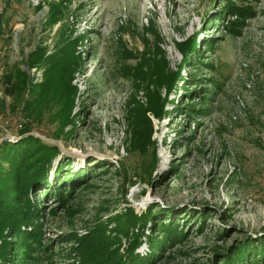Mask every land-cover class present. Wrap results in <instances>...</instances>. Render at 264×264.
<instances>
[{"label":"rangeland","instance_id":"obj_1","mask_svg":"<svg viewBox=\"0 0 264 264\" xmlns=\"http://www.w3.org/2000/svg\"><path fill=\"white\" fill-rule=\"evenodd\" d=\"M53 1L59 2L0 0V144L18 140L20 125L27 121L30 134L59 149L49 175L63 165V173L85 176L64 181L65 193L71 189L65 206L51 194L44 198L43 189L36 192L46 214L43 245L54 251L53 262L43 264H72L73 238L96 223L106 227L109 243L123 251L127 239L115 237L110 227L116 219L122 222L117 217L125 208L141 214L150 207L155 213L154 228L145 229L136 252L151 254L148 234L162 245L154 262L142 264H213L246 241L264 247V0H70L64 17L51 27ZM228 2L252 11L242 21L228 23L230 31L225 25L229 13L220 12ZM215 16L223 17L219 24L211 22ZM70 27L72 34H65ZM81 34L84 39L74 45L81 60L72 80L77 89L71 122L56 119L60 105L53 102L28 120L23 102L46 73L45 65L30 66V54L43 49L49 55L63 43V35L73 39ZM192 37L199 42L198 52L177 47L176 41ZM155 42L159 49H153ZM148 48L155 58L168 60L170 71L181 63L184 76L170 92L160 89L161 99L168 97L166 113H147L156 141L154 181H148L144 166L152 148L141 155L127 146L132 96L137 92L146 104L143 83L133 71ZM17 69L26 73L28 85L13 97L6 94L3 75H16ZM186 78L190 80L183 82ZM194 86L198 89L191 103L207 106V113L190 112L182 103V109L174 107ZM205 90V100L196 98ZM249 244L246 254L251 257ZM245 264L252 262L245 259Z\"/></svg>","mask_w":264,"mask_h":264},{"label":"trees","instance_id":"obj_2","mask_svg":"<svg viewBox=\"0 0 264 264\" xmlns=\"http://www.w3.org/2000/svg\"><path fill=\"white\" fill-rule=\"evenodd\" d=\"M69 2L70 0H59L58 3L54 1L50 3L49 25L51 27L64 17ZM38 8H41L40 3H38ZM221 11L229 13V18L225 24L229 31L230 26L228 23L232 26L252 14L249 7H240L232 2H228ZM220 12L218 15L221 14ZM230 16L232 17L230 18ZM222 18L215 16L211 22L217 21L219 24ZM152 27L153 23L151 22ZM66 31L65 34L71 35L73 27H70L69 33ZM153 33L158 41L161 40L156 30H153ZM64 35L63 43L59 44L53 53L44 56V50L38 49L29 56L30 66L45 65L46 73H44V80L33 86L29 98L23 102L22 110L28 120H34L36 116H39V109L46 102H53L55 105L59 103L60 107L57 108L58 111L55 116L62 123L71 122L73 118L71 112L77 88L72 84V80L79 70V60H81V54L75 52L74 45L76 41L84 39V34L73 39L69 35L64 38ZM153 44L154 50L159 49L156 42ZM156 44L157 46H155ZM176 45L180 49H186L189 53H194V51L198 52L196 46L199 45V42L195 37H192L176 41ZM205 46L210 47L211 42H208ZM149 50L148 48L142 56L141 62L133 71V74H136L143 83L142 88L145 89L146 104L140 102L137 92L132 96L134 104L130 107V113L127 115V146L128 150L138 152L141 155H146L149 149L152 148V158L149 164H144V166L148 171V181H154L151 175L156 168V141L151 138L152 127L147 113L152 112L158 117L164 115L166 113L164 104L168 101V97L164 96L161 99L160 89L164 86L167 92H170L176 81L183 79L184 76L180 72L181 63L178 64L176 71H170L168 60H165L164 57L155 58V54L149 52ZM141 65L145 69H141ZM169 71L171 73H168ZM151 76L153 78L149 79ZM26 78V73L21 69H17L16 75L5 73L3 82L6 85V94L13 97L20 96L27 89ZM185 80L183 82H188L190 78ZM149 84H152L151 88ZM198 84H195V86H198ZM195 86L189 89L188 92L181 94L179 103L177 101L174 105L175 108L182 109L186 107L190 112L207 113V106L202 105L199 109L191 103V100L195 98L192 97L193 93L198 89ZM202 86L204 88V84ZM48 91L51 93L50 98L48 97ZM53 93L57 94L53 95ZM206 93L207 90L196 98L205 100L207 98L205 97ZM184 98H187L186 104L183 103ZM18 102L17 100L16 103ZM180 103H182V108L179 106ZM59 105L57 104V106ZM15 107L18 108V105ZM30 131V123L25 121L20 125L19 135L21 137L18 140L5 141L0 144V264H43L48 260L51 263L53 262V247H47L48 244L43 245L45 237H43L41 222L46 214L45 212L42 213L44 209L43 201L36 199V192L43 189L44 198L51 194L54 199H58L62 206H65L71 189L65 193L64 181L78 180L85 177L71 171L63 173V165L58 166L54 173L49 175L52 161L59 154V149L55 145L44 143L40 138L30 134ZM5 162L7 165H4ZM175 168L176 165L171 166L159 177L168 174ZM66 207L68 208L67 205ZM125 209V212L117 217H122V222L116 219V226L110 228L114 231L115 237L122 235L127 239V247L122 251L120 245L115 246L114 244L113 246L109 243L108 236L104 233L106 227L96 223L85 235L73 238L75 243L71 248L72 264H142L154 262L153 255L157 254L162 242L153 239L148 234L147 241L152 252L146 255L147 257L140 256L136 252V247L141 243V237L145 235V229L152 228L151 230H153L155 213L152 209L150 210V207L141 214L133 212L131 208ZM51 210H53V207L48 209V211ZM150 222L153 223L152 227L149 224ZM164 225L162 224V226ZM169 225L171 226L170 221L166 223V229ZM165 232L166 237L170 236L169 230ZM247 242L249 244L253 240L246 241L240 247L239 245L231 247L225 253L223 260L218 262L215 259L213 264H237L240 262L239 259H242L241 264H245V259H248V262H252V264H264L263 245L261 244L260 249H257L249 244L252 248L250 251L254 253L249 257L246 254L249 250ZM63 264L69 263L64 262Z\"/></svg>","mask_w":264,"mask_h":264}]
</instances>
